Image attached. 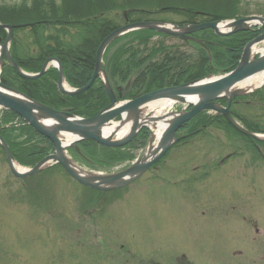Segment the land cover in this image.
<instances>
[{
    "label": "rangeland",
    "instance_id": "374dc122",
    "mask_svg": "<svg viewBox=\"0 0 264 264\" xmlns=\"http://www.w3.org/2000/svg\"><path fill=\"white\" fill-rule=\"evenodd\" d=\"M245 2L233 19L264 18V0ZM122 15L110 18L121 24ZM149 19L185 21L169 13ZM152 40L180 45L173 38ZM185 110L174 104L163 113ZM198 139L173 144L143 175L106 193L83 189L57 165L15 178L0 151V264H264V160L239 142L215 149L214 141ZM141 142L121 148L125 159L103 171H89L66 155L87 174L112 175L144 156Z\"/></svg>",
    "mask_w": 264,
    "mask_h": 264
},
{
    "label": "trees",
    "instance_id": "16d2710c",
    "mask_svg": "<svg viewBox=\"0 0 264 264\" xmlns=\"http://www.w3.org/2000/svg\"><path fill=\"white\" fill-rule=\"evenodd\" d=\"M245 1L21 0L8 7L0 5V24L17 26L13 30L10 55L21 70L39 73L48 58H56L62 66L67 84L78 89L84 87L92 76L99 44L122 25L148 22L151 21L149 17L164 13L184 16L182 23L189 24L233 19L240 8L247 5ZM113 12H127L126 17L122 15L121 24L110 18ZM134 16L139 18L133 19ZM262 30L237 33L226 38H218L209 30L196 34V38L213 43L207 45L211 58L197 44L189 43L194 48L193 53H186L180 47L185 48L189 44L179 42L180 47H168L163 42L152 40L155 37L168 39L167 36L148 30L135 31L120 37L107 48L104 68L112 88H122L121 100H132L163 88L230 73L237 67L245 44ZM20 34L23 40L19 39ZM6 36V32L0 29L1 43ZM120 42L121 45H118ZM57 78V71L50 69L41 78L25 80L6 63L0 75L2 85L54 110L67 111L81 118L90 119L108 105V97L99 79L85 93L65 97L57 90ZM219 104L226 106V101L222 99ZM253 109L261 110V113L253 114ZM230 114L249 132L264 135L263 91L233 98ZM14 122L19 126L15 127ZM179 133L184 139L178 145L191 143L196 137L209 143L214 141L215 149H223L224 142L231 145L239 142L246 152L264 160V142L239 134L221 115L201 113L184 124ZM216 134L224 135L226 141L216 137ZM0 136L14 160L22 167L33 168L53 150L48 140L25 125L15 114L5 110L0 111ZM148 137L149 130L143 128L135 141L141 139V145L145 146ZM227 143L225 146L232 147ZM118 151L121 149L82 141L70 149L69 154L88 170L103 171L125 159L123 153Z\"/></svg>",
    "mask_w": 264,
    "mask_h": 264
},
{
    "label": "water",
    "instance_id": "95a60500",
    "mask_svg": "<svg viewBox=\"0 0 264 264\" xmlns=\"http://www.w3.org/2000/svg\"><path fill=\"white\" fill-rule=\"evenodd\" d=\"M220 23H226L223 31L219 30L218 26ZM254 26L264 27V18L248 17L238 20L187 25L184 27L156 22H138L124 25L106 36L99 44L95 54L94 72L89 83L80 89H70L64 88L63 71L60 63L55 59L47 60L43 64L41 71L35 75L27 74L20 70L12 61L9 54L12 27L0 25V29H4L8 32L5 42L0 45V71L3 61L6 60L19 77L25 80H36L43 76L48 67L53 64L56 65L58 70L57 88L61 94L70 97L80 95L94 84L97 77H100L109 99L108 106L95 117L84 119L76 117L68 112L55 111L47 106L34 102L23 94L2 85L0 82V109L9 111L18 116L37 134L47 139L54 149L52 154L43 158L32 169L21 168L22 171H17L15 169V164H18L13 159L8 145L0 136V147L3 151L9 171L15 178L25 179L33 177L53 164H56L59 165L72 180L85 188L98 192L115 191L132 183L160 160L173 144L180 141L181 138L175 137L177 131L181 129L184 124L204 112L222 115L229 125L238 133L247 138L264 142V136L247 131L229 113L230 103L233 98L242 97L255 91L243 92L236 89V86L256 74L264 73V54L256 53L259 56L255 58L256 54L252 55L251 53L252 47L264 42V31L244 46L238 65L232 72L222 76H209L194 80L177 87L163 88L130 101H118V99L121 98L120 89L116 97L108 82L105 71L102 69V57L106 48L116 39L131 32L140 30L153 31L182 41H191L206 48L205 43L190 36L204 30H212L218 37H228L239 32L250 31ZM208 57L210 58L209 52ZM188 99H194V101H188ZM221 99L227 101V106L225 108L217 104V101ZM158 101H168L171 104H179L186 107L190 106L191 108L188 111L174 114L164 130L160 145L152 158L147 160L144 153V156L140 160L134 162L126 170L112 175L101 176L83 172L67 157V150L75 148L77 144L82 141H91L105 148L124 147L132 142L138 132L144 127L148 128L150 131L149 145L152 138V131L146 124L139 123V120L142 109ZM163 116H168V114ZM126 118L132 119L133 125L123 137L116 139L115 134L114 136L109 135L104 137V129L109 128L113 124L121 125ZM67 136L73 137V140L69 144L63 145L62 140ZM75 168H78L83 173H79Z\"/></svg>",
    "mask_w": 264,
    "mask_h": 264
},
{
    "label": "bare ground",
    "instance_id": "6f19581e",
    "mask_svg": "<svg viewBox=\"0 0 264 264\" xmlns=\"http://www.w3.org/2000/svg\"><path fill=\"white\" fill-rule=\"evenodd\" d=\"M225 24L226 23H220L219 24V30L223 31L225 29ZM252 55L256 53L264 54V42L252 47L251 49ZM27 73V72H25ZM31 74L32 73H27ZM264 84V73H259L256 74L241 83H239L236 86V89L240 91H254L258 88H260ZM64 87L67 88L66 84H64ZM188 101H194V99H188ZM170 103L168 101H158L152 104L147 105L141 114L139 123H144L146 124L152 131V138L147 146V149L145 151L146 159L152 158L156 154V150L160 145L161 137L166 129L168 123L174 116V114H168V116H163L165 115L163 112L164 110L167 109V107H170ZM133 125V120L130 118H126L124 122L120 124H113L109 128H106L103 130L104 137L113 135L115 134V138H121L123 137L132 127ZM73 140V137L67 136L64 137L62 140L63 145L69 144ZM15 169L17 171H22V169L15 164ZM76 171L79 173H83L80 171L78 168H75Z\"/></svg>",
    "mask_w": 264,
    "mask_h": 264
},
{
    "label": "flooded vegetation",
    "instance_id": "af4514ba",
    "mask_svg": "<svg viewBox=\"0 0 264 264\" xmlns=\"http://www.w3.org/2000/svg\"><path fill=\"white\" fill-rule=\"evenodd\" d=\"M193 36V35H192ZM194 37V36H193Z\"/></svg>",
    "mask_w": 264,
    "mask_h": 264
}]
</instances>
